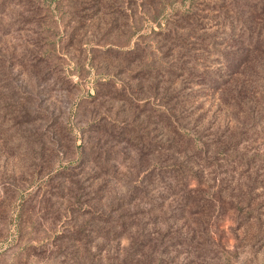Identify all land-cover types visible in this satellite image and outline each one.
<instances>
[{"label": "rangeland", "instance_id": "374dc122", "mask_svg": "<svg viewBox=\"0 0 264 264\" xmlns=\"http://www.w3.org/2000/svg\"><path fill=\"white\" fill-rule=\"evenodd\" d=\"M0 264H264V0H0Z\"/></svg>", "mask_w": 264, "mask_h": 264}, {"label": "trees", "instance_id": "16d2710c", "mask_svg": "<svg viewBox=\"0 0 264 264\" xmlns=\"http://www.w3.org/2000/svg\"><path fill=\"white\" fill-rule=\"evenodd\" d=\"M227 22H229V20H226ZM183 160V159H182ZM188 160V159H187ZM192 160H195L194 158H192ZM191 160V158L188 160V162H187V164L188 163H190V161H192ZM175 161H177V158L175 159ZM202 161H203V159H202ZM202 161H192V166L193 165H197L196 166V168H190L189 167V165L187 166V164L183 167V163L185 164V162H179V164H176V162H173V164H170V166L168 167V169H171L172 170V172L174 171V173L176 172V174H174L173 176H174V178L173 179H175L176 181H175V183H174V185H176V186H178V185H182V186H186V184H185V182H186V179H187V182H189L192 178H190L189 176H187V175H184L185 173H184V169H188V170H192V172H191V174L190 175H192L191 177H193V179L197 176V174H198V172H197V169L199 170H201V171H203V168L202 167H204V165H203V162ZM195 169V170H194ZM200 171V172H201ZM204 172V171H203ZM181 176V178H184V180H183V182L182 183H180V177ZM172 179V178H171ZM186 182V183H187ZM188 187L190 188V192H194L195 190H196V188L195 187H190V185L188 184ZM180 192L182 193V190L180 189ZM183 198H185V199H183V203L184 202H190L191 201V203H195L197 200H194V199H190V197H189V194L187 193L186 194V196H183ZM198 206V205H197ZM192 210H194V209H191V211H190V214L191 215H193V216H196V215H198V214H200V212H201V210H197V211H192ZM94 213H95V210H94ZM197 232H198V229L196 230ZM201 232H206L207 233V230L205 231V230H201ZM209 233V232H208ZM198 238L200 237V236H197Z\"/></svg>", "mask_w": 264, "mask_h": 264}]
</instances>
